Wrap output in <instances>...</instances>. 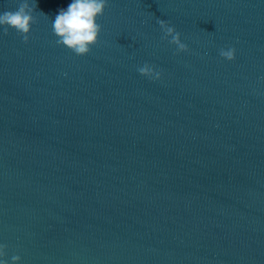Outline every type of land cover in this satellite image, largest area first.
<instances>
[{
	"label": "water",
	"instance_id": "95a60500",
	"mask_svg": "<svg viewBox=\"0 0 264 264\" xmlns=\"http://www.w3.org/2000/svg\"><path fill=\"white\" fill-rule=\"evenodd\" d=\"M28 3L27 42L0 26V259L264 264V0H107L84 55L51 28L71 0Z\"/></svg>",
	"mask_w": 264,
	"mask_h": 264
},
{
	"label": "clouds",
	"instance_id": "9594fccd",
	"mask_svg": "<svg viewBox=\"0 0 264 264\" xmlns=\"http://www.w3.org/2000/svg\"><path fill=\"white\" fill-rule=\"evenodd\" d=\"M107 5V0H71L67 8L58 10L55 19L52 21L51 28L53 34L57 37L56 43L63 45L77 55H84L90 51L92 45L98 41V35L101 31V25L97 23V17L103 15ZM33 7L28 0H23L16 10H7L0 13V26H5L3 31L7 34L9 28L21 35L23 42L29 39L28 33L31 26L35 23V17L32 15ZM164 39H169L170 44L176 45V51H187V45L180 40V33L174 26L163 19H158ZM235 49L229 47L227 50L221 49L220 56L232 60L234 59ZM137 71L150 79L159 78L161 72L154 70V66L145 63L138 67ZM7 246L0 244V258L6 255L4 249ZM20 260L19 255H12L13 264ZM0 264H8L4 259H0Z\"/></svg>",
	"mask_w": 264,
	"mask_h": 264
}]
</instances>
